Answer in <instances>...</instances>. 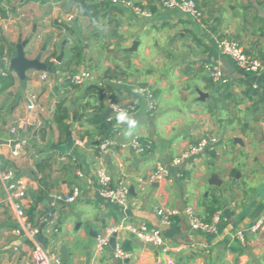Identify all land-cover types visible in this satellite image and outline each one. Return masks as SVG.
Masks as SVG:
<instances>
[{
    "label": "crops",
    "instance_id": "1",
    "mask_svg": "<svg viewBox=\"0 0 264 264\" xmlns=\"http://www.w3.org/2000/svg\"><path fill=\"white\" fill-rule=\"evenodd\" d=\"M130 1L147 4L153 17H135L111 5L119 12L99 14L97 22L90 24L79 4L70 0H0V72L6 71L0 80L8 75L13 82L10 88L0 91L1 169L26 180L23 208L30 223L35 225L40 215L51 213L45 223H40L39 242L60 260V249L64 248L67 261L61 264H264V230L247 234L243 243L234 238L236 231L264 214V100L253 92L264 89V71L240 72L215 45L219 36L232 39L249 56L264 63V0H195L201 11H207L208 3L215 7L212 13L204 14V20L210 18L215 25L207 28L204 20L202 25H194L173 12L160 10L151 0ZM221 13L231 21L223 29L219 28ZM167 28L172 31L165 38L162 33ZM176 34L184 41L182 48L169 44ZM23 43L26 45L22 48ZM167 45L174 53L166 54ZM18 47L27 60L38 59L52 71L29 70L22 86L18 75L9 69ZM61 52L63 57L58 63ZM168 60H172L169 68ZM217 65L223 82L215 84L210 67ZM154 67L161 73L156 74ZM81 70L93 72L84 91L81 86H71L67 79ZM42 73L48 77L46 82L40 80ZM91 86L109 93L118 105L133 107L131 115L101 130L89 126L86 120L97 102ZM174 86L186 116L178 121L154 122L157 108L154 117L149 118L139 89L149 87L157 97L164 90V98L170 99ZM198 92L207 95L203 101ZM31 102L34 109L29 112L27 105ZM59 104L67 110L66 123L73 142H84L82 148L73 144L68 154L51 148L67 142L53 122ZM73 113L84 116L75 122ZM22 118L36 125L11 135L9 129ZM175 127H182L184 132L178 142H168ZM204 134L215 136L217 145L192 160L185 170L172 169L170 181L146 182L157 163L168 165ZM103 136L119 144L133 139L152 143L144 155L114 147L103 157L102 164L113 180L118 179L120 167L126 175L129 199L125 208L103 199L95 187L76 175L77 170L92 175L100 165L95 147ZM20 137L27 145L19 157L13 158L7 142ZM234 139H240L242 145L233 143ZM66 155L75 161L63 160ZM42 160H48V168L37 173L35 165ZM213 175L216 182L220 181L219 186L213 184ZM73 187L80 190L75 202L57 200ZM39 190L43 195L35 203ZM185 207H192L204 222L220 212L217 232H193L182 213ZM158 208L175 209L180 215L170 226H162L155 215ZM141 222L160 230L162 247H136L140 242L122 232L116 236V243L129 257L114 259L110 245L102 253H95L96 237L103 228ZM15 225V215L0 187V264H32L31 244L13 234Z\"/></svg>",
    "mask_w": 264,
    "mask_h": 264
},
{
    "label": "built area",
    "instance_id": "2",
    "mask_svg": "<svg viewBox=\"0 0 264 264\" xmlns=\"http://www.w3.org/2000/svg\"><path fill=\"white\" fill-rule=\"evenodd\" d=\"M41 2H52L59 0H39ZM153 5L160 10L173 12L179 19H186L194 25H202L203 13L194 0H151ZM110 5L117 6L129 11L133 16L144 19H151L153 13L147 7V4H138L130 0H108ZM216 49L226 59L231 61L233 65L242 73L259 74L264 71V63L257 58L251 57L245 53L243 47L236 41L228 38L216 39ZM6 71H1L0 75L5 76ZM91 78L87 70H81L71 73L68 76V81L71 86L78 87L85 84ZM210 78L213 83L223 82L222 71L220 67H210ZM48 79L45 73L40 75V80L46 82ZM141 96L145 101L146 113L149 118H152L156 109L155 96L149 87H141L139 89ZM102 103L95 102L93 109L99 108L101 105L106 113V125L110 126L116 119L131 115L133 107H122L115 103L107 92H102ZM34 100V97L32 98ZM34 109L33 103L27 105V110L32 112ZM35 122L28 121L25 118L20 119L14 126L9 129L11 135H17L18 130H24L29 127H34ZM218 143V139L209 134H204L195 143L187 145L177 156H175L168 165L157 163L154 170L148 175L147 183H164L170 181L172 169L185 170L190 162L197 157L211 150ZM27 142L20 137L16 141H8L7 146L11 149L13 158L19 157L21 151L26 147ZM74 146L82 148L84 142L81 139L74 141ZM114 147L120 149H130L136 155H144L151 150L152 143L149 141H140L133 139L127 144H119L108 137L103 136L97 142L95 147L97 155L101 161L100 165L94 170L92 175L83 174L80 170L76 171V175L83 179L87 185L95 187L98 195L106 201L125 208L129 199V183L126 175L120 167L118 179L113 180L108 170L102 164L103 157ZM70 158L72 162L75 159L69 155L63 156L62 159ZM0 162V187L5 193L6 201L13 211L16 219V225L13 229V234L19 238L27 240L32 247L31 261L32 264H61L59 256L54 253H49L43 249L39 242L41 233L40 223H45L46 219L51 216L50 212L40 215L37 224H32L28 221L24 208L23 200L27 194V182L23 178L16 177L13 173L4 172L1 169ZM80 195L78 187H73L71 191L57 200L65 204H72ZM189 223V227L193 232L202 234H215L221 222L222 214L215 213L209 222L202 221L195 213L192 207H185L182 211ZM155 215L159 219L162 226H170L175 218L180 215V212L175 209L158 208L155 210ZM264 230V214L258 217L253 223L244 229L235 232L234 238L239 243H243L247 234H257ZM126 233L131 239H134L145 246L162 247L164 245L161 232L156 227H151L144 222L138 224L119 223L114 226L105 227L96 237L95 253L100 254L109 247L110 239L115 236V246L112 249V256L116 260H123L129 257L120 244L116 243V236L120 233ZM168 264H175L168 262Z\"/></svg>",
    "mask_w": 264,
    "mask_h": 264
},
{
    "label": "trees",
    "instance_id": "3",
    "mask_svg": "<svg viewBox=\"0 0 264 264\" xmlns=\"http://www.w3.org/2000/svg\"><path fill=\"white\" fill-rule=\"evenodd\" d=\"M73 3L79 4L81 7L82 13L84 16H86L89 19L90 24H94L97 22L96 17L99 14L107 15L110 12H119L114 9V7H111L110 3L107 0H70ZM97 1V2H95ZM195 1V0H194ZM196 2V1H195ZM198 5V4H197ZM199 6V5H198ZM200 8V7H199ZM1 16L4 17V13L1 11ZM212 32H215V29H211ZM223 38L222 36L218 37V39ZM246 53V52H245ZM247 54V53H246ZM75 58H79V56L74 53ZM2 57V53L0 51V58ZM6 76V75H5ZM12 80L7 75V77L3 80H0V91L7 90L12 85ZM255 95H257L260 98V101L264 100V89L260 90H254L253 91ZM91 93L96 95V97L99 99L98 102L102 103V96L94 91L91 90ZM84 115H78L77 113H73L72 119L75 122H79L81 118H83ZM106 113L103 109V106L101 105L99 108H94L92 114L87 117L86 123L89 126H93L95 130H101L103 128H106ZM68 118L67 110L64 109L60 104L57 106L53 122L57 126L59 134L64 137V141L68 139L70 128L68 124L66 123V120ZM48 160H42L39 163L35 165L36 172L44 173L46 169L48 168ZM37 198L35 199V203L39 202L41 200V196L43 195V191L39 190L36 192ZM34 210L31 209L32 212Z\"/></svg>",
    "mask_w": 264,
    "mask_h": 264
},
{
    "label": "rangeland",
    "instance_id": "4",
    "mask_svg": "<svg viewBox=\"0 0 264 264\" xmlns=\"http://www.w3.org/2000/svg\"><path fill=\"white\" fill-rule=\"evenodd\" d=\"M211 6H214V5H210L208 3V5L206 6L207 7V11H205V9H204V11H202V13H203V19H202V21L204 20V14H205V12L207 14H210V13H212L211 11H214L215 10V7L213 8ZM224 9H226V7ZM225 14L226 13H221V16L222 17H220V26H219V28H221V29H223L224 26L229 25L230 22H231L225 16ZM210 20L211 19L209 18V21ZM204 21H205V24H204V22H203V24L206 26V28L208 26H211V27L212 26H215L212 20H211L212 23H210V24H209V21L208 20H204ZM148 25H151V24H148ZM81 30H84V28H81ZM171 31H172V29L167 28V29H165L163 31L162 34H164L165 38H167L166 36L168 34H170ZM148 35H149L148 33H145L144 36L145 37H148ZM179 35L180 34H176L175 36H173L172 38H170L168 40L170 42L169 44H176L177 46H179V47L182 48V45H183L184 41H182L180 39ZM83 47H85V45ZM165 52H166V54H172V52L174 53L173 49H171V47L169 45L166 46ZM194 56H196V55H194ZM167 63H168V66L167 67L169 68L170 67V64L172 63V60H168ZM154 70H155L156 74H160L161 73V71L159 69H157L156 67H154ZM92 73H90V75H92ZM81 87H82L81 90L84 91V89L86 90L87 85L86 84H83ZM197 90L198 89H194L193 91L195 92ZM160 92L161 93H160V95L158 97L155 96L156 94L154 95L156 97L155 98V103H156L157 111H156L155 119L153 121L157 123V122H160V120L166 121V122H170L172 120L178 121V119H180V118L183 119V116L184 117L186 116V108H184L183 107V104L181 103V99H180V96H179V93H178L177 88L175 86L172 87V93H171V98L170 99H165L164 98V96L166 94V92L164 90H161ZM83 95H84V93H83ZM98 100L99 99L96 97L95 100H94V102L95 101H98ZM154 114H155V112H154ZM153 117H154V115H153ZM184 125H188L187 122H185ZM174 132H175V134L171 138H168V142H171V140H173V139H175V142H178L180 140V137H181L180 134L182 132H184V131L182 130V127H175L174 128ZM48 247H49V245L46 243L45 244V248L48 249Z\"/></svg>",
    "mask_w": 264,
    "mask_h": 264
},
{
    "label": "water",
    "instance_id": "5",
    "mask_svg": "<svg viewBox=\"0 0 264 264\" xmlns=\"http://www.w3.org/2000/svg\"><path fill=\"white\" fill-rule=\"evenodd\" d=\"M25 45H26V43H23L21 47L23 48ZM134 46H135V44H134ZM21 47L17 48L18 51H17L16 56L9 61V69L14 71L18 75L19 79L21 80L22 86H24V84H25V74L27 71H29V70H36L39 72H41V71H49V72L52 71V68L50 66H48L47 64L40 63L38 61V59H35L32 61L27 60L24 57V53H23ZM62 57H63V52H61L60 55L57 57L56 62L60 63L62 60ZM56 83H58V81ZM90 88L98 91L100 94L103 92V90L101 88H99L98 86H91ZM54 90H55V93H57V86L54 88ZM198 95L200 97L199 98L200 101H203L205 96H207V95H204L200 92H198ZM233 143H238V144L242 145V142L240 139H234ZM73 144H74V142H73L71 135L69 133V137H68L67 142H65L63 144H59V145H51V148L54 149L55 151H58L60 154H68L72 150ZM212 178H213V184L214 185L219 186L221 184L220 181L216 182V175H213ZM211 184H212V182H211ZM109 244H110V247L113 249L115 246V236H113L110 239ZM138 244L139 245H137L136 247H144V245L142 243H138ZM148 247L153 248V246H148ZM60 257H61L62 262L65 263L67 261V257H66V253H65L64 248L60 249Z\"/></svg>",
    "mask_w": 264,
    "mask_h": 264
}]
</instances>
